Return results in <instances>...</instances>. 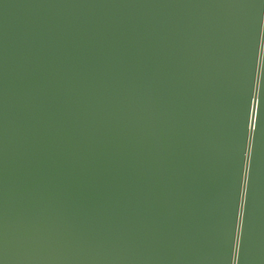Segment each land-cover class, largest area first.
Instances as JSON below:
<instances>
[{
  "label": "water",
  "instance_id": "95a60500",
  "mask_svg": "<svg viewBox=\"0 0 264 264\" xmlns=\"http://www.w3.org/2000/svg\"><path fill=\"white\" fill-rule=\"evenodd\" d=\"M0 264H264V0H0Z\"/></svg>",
  "mask_w": 264,
  "mask_h": 264
}]
</instances>
